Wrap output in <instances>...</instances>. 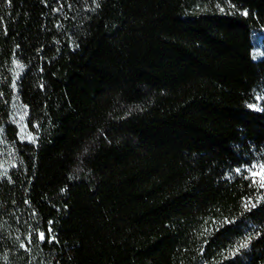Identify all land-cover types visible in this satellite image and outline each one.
<instances>
[{
    "label": "trees",
    "instance_id": "16d2710c",
    "mask_svg": "<svg viewBox=\"0 0 264 264\" xmlns=\"http://www.w3.org/2000/svg\"><path fill=\"white\" fill-rule=\"evenodd\" d=\"M263 31L264 0H0V264H264Z\"/></svg>",
    "mask_w": 264,
    "mask_h": 264
},
{
    "label": "rangeland",
    "instance_id": "374dc122",
    "mask_svg": "<svg viewBox=\"0 0 264 264\" xmlns=\"http://www.w3.org/2000/svg\"><path fill=\"white\" fill-rule=\"evenodd\" d=\"M264 49V31L258 33V39L254 40L253 55L258 56ZM11 120H13L19 129V135L24 139H33V134L29 131L25 120L24 107L20 103L13 106L11 113ZM12 154L8 144L0 139V170L5 169L11 164Z\"/></svg>",
    "mask_w": 264,
    "mask_h": 264
},
{
    "label": "snow or ice",
    "instance_id": "6c2138e0",
    "mask_svg": "<svg viewBox=\"0 0 264 264\" xmlns=\"http://www.w3.org/2000/svg\"><path fill=\"white\" fill-rule=\"evenodd\" d=\"M221 11H223V9H221ZM245 15H247V13H245ZM250 107H256V105H250ZM255 167V166H254ZM250 175L255 178L256 176H259L260 177V180H259V187L260 188H264V166H261V171L260 172H257V171H252L250 173ZM252 183L253 184H256L257 181L255 179L252 180ZM256 205L255 204H252V207H255ZM40 239L41 240H44L45 239V236H44V233H40ZM247 244H242L241 247H246Z\"/></svg>",
    "mask_w": 264,
    "mask_h": 264
}]
</instances>
